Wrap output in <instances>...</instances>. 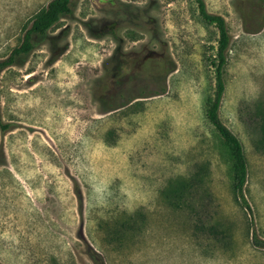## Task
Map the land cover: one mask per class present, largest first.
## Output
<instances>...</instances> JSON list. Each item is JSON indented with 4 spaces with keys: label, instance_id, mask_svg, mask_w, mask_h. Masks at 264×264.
<instances>
[{
    "label": "rangeland",
    "instance_id": "obj_1",
    "mask_svg": "<svg viewBox=\"0 0 264 264\" xmlns=\"http://www.w3.org/2000/svg\"><path fill=\"white\" fill-rule=\"evenodd\" d=\"M50 1L0 0V60ZM205 3L231 35L220 115L250 208L207 116L219 32L197 1L73 0L1 76L0 263L264 264V0Z\"/></svg>",
    "mask_w": 264,
    "mask_h": 264
},
{
    "label": "trees",
    "instance_id": "obj_2",
    "mask_svg": "<svg viewBox=\"0 0 264 264\" xmlns=\"http://www.w3.org/2000/svg\"><path fill=\"white\" fill-rule=\"evenodd\" d=\"M198 4L199 14L201 18L208 24L215 25L219 32L217 60L214 63L216 75V91L214 99L208 109L207 116L211 124L215 127L221 137L230 145L234 157L236 168L235 190L239 202L247 208H250L249 203L244 196V188L247 182V160L244 152V146L238 136L224 123L220 115V109L226 85L224 82V69L227 64V51L231 43V35L229 33L226 19L218 14L210 13L207 9L205 0H196ZM73 0H51L48 5L43 8L33 19L30 28L23 36L22 43L15 47L12 52L4 59L0 60V80L3 71L13 65H19L26 62L28 56L34 49V39L36 37H45L48 32L64 17L72 13ZM247 15L250 18L255 16V5L245 3ZM260 28V27H259ZM248 29V27H247ZM250 32V30H247ZM160 89V90H159ZM154 92L155 95L161 94L164 88H159ZM153 93V92H150ZM137 98L150 97L145 91H141ZM1 122V111H0ZM211 230L216 234H221L215 227ZM253 245L264 249V240L258 236L253 237ZM2 264V263H0Z\"/></svg>",
    "mask_w": 264,
    "mask_h": 264
}]
</instances>
